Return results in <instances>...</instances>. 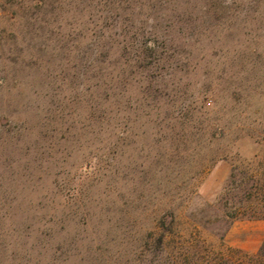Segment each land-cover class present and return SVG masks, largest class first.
Instances as JSON below:
<instances>
[{
  "label": "rangeland",
  "instance_id": "rangeland-1",
  "mask_svg": "<svg viewBox=\"0 0 264 264\" xmlns=\"http://www.w3.org/2000/svg\"><path fill=\"white\" fill-rule=\"evenodd\" d=\"M261 160L264 0H0V264H257Z\"/></svg>",
  "mask_w": 264,
  "mask_h": 264
},
{
  "label": "trees",
  "instance_id": "trees-1",
  "mask_svg": "<svg viewBox=\"0 0 264 264\" xmlns=\"http://www.w3.org/2000/svg\"><path fill=\"white\" fill-rule=\"evenodd\" d=\"M224 194V220H234L241 213L245 217L264 220V160L258 162L257 172L235 168ZM256 260L257 264H264V241ZM222 264L231 263L225 261Z\"/></svg>",
  "mask_w": 264,
  "mask_h": 264
}]
</instances>
